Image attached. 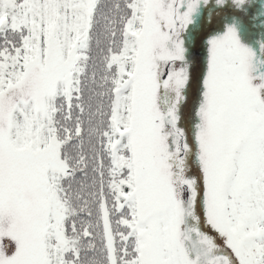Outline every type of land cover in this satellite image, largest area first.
<instances>
[{
    "label": "snow or ice",
    "instance_id": "6c2138e0",
    "mask_svg": "<svg viewBox=\"0 0 264 264\" xmlns=\"http://www.w3.org/2000/svg\"><path fill=\"white\" fill-rule=\"evenodd\" d=\"M0 264H264V0H0Z\"/></svg>",
    "mask_w": 264,
    "mask_h": 264
}]
</instances>
